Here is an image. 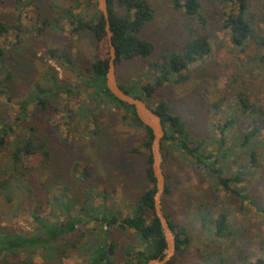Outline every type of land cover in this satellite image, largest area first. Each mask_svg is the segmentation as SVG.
<instances>
[{
  "label": "rangeland",
  "instance_id": "obj_1",
  "mask_svg": "<svg viewBox=\"0 0 264 264\" xmlns=\"http://www.w3.org/2000/svg\"><path fill=\"white\" fill-rule=\"evenodd\" d=\"M147 1L155 9V16L141 36L154 45V51L147 59L121 60L117 64V77L123 84L141 87L154 83L158 68L168 64L167 56L181 52L188 42L183 11L175 10L170 0ZM200 3L207 25L205 29L193 25L208 36L212 53L183 72L187 79L180 81L175 75L166 81L149 104L155 108L166 101L170 112L186 123L192 137L207 141V151L218 147L220 132L216 126L235 116L236 123L226 138L230 154L219 166L226 177L241 172L243 180L233 184L239 196L226 191L213 183L204 167L194 165L184 151L165 141L162 168L170 192L162 195V211L169 221L185 227L189 238L182 252L168 264H250L264 259V131L245 148L239 147L242 135L251 128L250 119L240 108L239 95L250 102L259 100L264 106V61L254 55L256 51L264 54V44L234 45L230 29L225 27L228 15L237 13L234 1ZM96 10L97 0H0V48L17 51L20 63L28 69L27 73L23 68L17 72V87L13 99L8 100L1 91L5 73L0 65V116L5 121L13 120L22 112V105L26 106L24 118L48 137L59 165L48 175H42L39 169L30 173L36 189L32 197L26 195V189L13 204L0 197L2 226L32 231L36 224L31 212L37 209L52 221L61 220L65 216L61 198L66 192L74 214L84 217L85 212L103 214L107 209L109 214L123 217L131 213L134 202L151 184L147 173L149 152L142 146L147 133L143 127L132 125L128 112L104 98L101 103L94 101L91 115L83 118L79 113L85 103L92 102L85 86L92 63L96 58L106 59L109 51L107 37L99 41L91 31H73L71 16L81 13L90 20ZM249 14L258 36L264 39V0H251ZM48 69H54L60 82L72 84L73 91L53 92L48 107L39 109L31 101L32 94L37 84L48 87L42 77ZM26 123L20 122L21 126ZM23 130L17 127L0 146V166ZM251 153L255 161L250 159ZM35 164L30 161L27 166ZM47 179L46 185L43 181ZM209 211L214 217L221 212L228 214L224 237H218L211 224L203 225L201 215ZM95 227L91 220L86 229ZM109 232L120 247L129 243L145 246L132 230L115 227ZM180 239L185 235L180 234ZM116 261L125 264L121 253ZM37 262H41L40 257ZM84 263V256L76 253L60 262Z\"/></svg>",
  "mask_w": 264,
  "mask_h": 264
},
{
  "label": "trees",
  "instance_id": "obj_2",
  "mask_svg": "<svg viewBox=\"0 0 264 264\" xmlns=\"http://www.w3.org/2000/svg\"><path fill=\"white\" fill-rule=\"evenodd\" d=\"M228 1V0H222ZM237 5V13L232 12L225 20V27L230 29L231 40L236 47H243L247 42H254L257 46L264 44V39L258 36V32L253 24V19L249 14L251 0H230ZM172 7L177 11H183L186 23L185 30L189 36L188 42L183 50L167 56V66L158 68L159 75L154 83L147 86H139L136 83L123 84L122 88L133 96L144 99L150 107L149 100L155 91L162 88L166 81L172 80L178 75L181 81L188 76L183 72L189 66L201 61L212 53V46L208 36L203 32H198L194 23L206 28L207 19L202 13L200 0H170ZM108 11L110 17V29L113 33L112 41L116 48V65L121 60L147 59L154 51V45L142 38L141 32L145 26L153 20L155 9L147 0H108ZM74 19L73 31H91L95 37L102 41L106 37L105 20L103 15L96 10L90 20H86L81 13L71 16ZM107 48L108 42H107ZM17 52V51H16ZM15 51H7L0 48V65L4 71V79L1 80L3 88L1 91L8 100H12L13 92L17 87L18 73L21 68L28 72L27 66L23 64L19 55ZM255 58L264 61V54L256 51ZM109 59L96 58L92 63L90 75L85 80L86 91L92 97L91 104L85 103L79 111L85 118L91 115L95 109L94 101L101 103L104 98L115 106L121 107L129 113L132 125L143 127L147 133V140L142 144L148 152L147 173L151 182L150 186L134 202L129 215L119 217L115 213H110L107 209L103 214L85 212L83 217L72 212V200L63 193L65 216L58 221H52L48 216L42 214L37 209L31 212L35 222L32 231H18L0 224V264H60L61 259L67 258L71 253L84 256V264H117L116 255L121 253L125 264H147L152 258L163 255L167 248L163 234L161 222L155 212L154 199L157 193L155 177L153 175L152 164V143L153 133L137 117L133 107L117 99L106 86V70ZM67 62L71 63L70 60ZM48 82V87L37 84L32 94V102L37 104L39 109H46L51 102L52 93L64 92L70 94L73 90L72 84L60 82L58 75L51 69L43 76ZM178 79H176L178 81ZM119 80V79H118ZM264 86V78L262 79ZM242 112L250 119L251 128L241 137L239 147L245 148L254 139H257L264 131V106L259 100L250 102L249 98L239 95ZM24 107V109H23ZM26 106L22 105V112L13 120L5 121L0 116V146L7 143L8 136L14 133L17 127H22L23 133L16 135L11 152L6 156V162L0 166V197L7 203L13 204L15 197L26 189V195L32 197L36 189L33 187L30 176L33 171L47 174L48 171L58 170L55 152L48 140V137L38 126L31 123L23 116ZM153 108V107H152ZM155 111L162 117L165 128V136L161 144V152L165 150V141H171L174 146L179 147L189 157L194 165L204 167L208 175L213 179V183L221 186L226 191L239 196L240 192L233 184H238L243 180V174L236 172L233 176L226 177L219 166L221 161L227 159L230 148L227 147V133L236 123V117L227 119L219 123L216 128L220 132L217 139L218 147L215 151H207V141L197 140L188 131L186 123L178 116L170 112V106L166 101L159 102ZM240 118V117H239ZM27 119V120H26ZM27 122L21 126L20 122ZM245 124L242 122V125ZM250 159L255 161V154L251 153ZM33 161L34 166H27ZM32 172V173H31ZM31 173V174H30ZM44 184H48L43 181ZM68 191H70L68 189ZM165 192H170V187L166 185ZM92 209V207L90 208ZM85 211V210H84ZM87 217V218H86ZM167 217V216H166ZM203 225L209 224L214 228V233L218 237H224L229 227L228 214L219 213L216 217L212 212L207 215L202 214ZM95 221V229H86L89 221ZM171 228L176 233V254L181 253L189 241L186 228L169 221ZM120 230H132L141 242L145 243L142 248L137 243H129L120 247L111 238L110 228ZM177 229V230H175ZM180 234L185 235V239H180ZM40 257L41 262H37ZM250 264H264V259Z\"/></svg>",
  "mask_w": 264,
  "mask_h": 264
},
{
  "label": "water",
  "instance_id": "obj_3",
  "mask_svg": "<svg viewBox=\"0 0 264 264\" xmlns=\"http://www.w3.org/2000/svg\"><path fill=\"white\" fill-rule=\"evenodd\" d=\"M97 7L105 20L106 37L109 47V59L105 74L106 86L117 99L133 107L138 119L145 126L150 128L153 133V143L151 148L153 155L152 170L157 188V193L154 199L155 212L161 222L167 248L164 250L162 256L150 259L147 264H168L176 254V235L171 228L168 218L163 213L161 205V198L166 188V178L162 168L163 156L161 152V144L165 136L163 119L144 99L131 95L121 87L116 73L117 54L112 41L113 33L110 29L108 0H97Z\"/></svg>",
  "mask_w": 264,
  "mask_h": 264
}]
</instances>
